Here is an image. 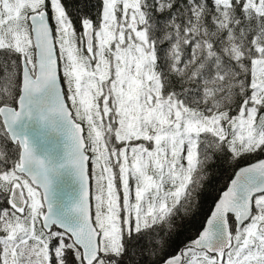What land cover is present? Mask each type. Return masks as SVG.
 <instances>
[{
	"label": "snow or ice",
	"instance_id": "snow-or-ice-1",
	"mask_svg": "<svg viewBox=\"0 0 264 264\" xmlns=\"http://www.w3.org/2000/svg\"><path fill=\"white\" fill-rule=\"evenodd\" d=\"M0 264H264V0H0Z\"/></svg>",
	"mask_w": 264,
	"mask_h": 264
},
{
	"label": "trees",
	"instance_id": "trees-1",
	"mask_svg": "<svg viewBox=\"0 0 264 264\" xmlns=\"http://www.w3.org/2000/svg\"><path fill=\"white\" fill-rule=\"evenodd\" d=\"M230 179L231 177L225 172L219 173L217 177L213 179L209 194L202 198V213L207 212L209 210L210 206L213 204L214 198L217 196V190L222 191L227 186V181ZM199 219H202V215H198V217L192 221V228L198 226L197 222Z\"/></svg>",
	"mask_w": 264,
	"mask_h": 264
}]
</instances>
